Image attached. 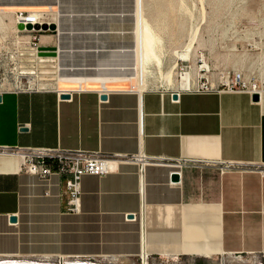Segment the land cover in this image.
<instances>
[{"label":"crops","instance_id":"obj_1","mask_svg":"<svg viewBox=\"0 0 264 264\" xmlns=\"http://www.w3.org/2000/svg\"><path fill=\"white\" fill-rule=\"evenodd\" d=\"M99 88L68 97L54 87L0 88V148L115 158L106 175L82 177L72 210L69 173L43 179L0 151V256L213 264L223 252L264 254V87L257 100L224 86L174 97L114 85L103 100Z\"/></svg>","mask_w":264,"mask_h":264},{"label":"rangeland","instance_id":"obj_2","mask_svg":"<svg viewBox=\"0 0 264 264\" xmlns=\"http://www.w3.org/2000/svg\"><path fill=\"white\" fill-rule=\"evenodd\" d=\"M23 1L0 0V7L15 12L33 5L27 9H41L45 22L52 24L58 18L65 46L56 40L59 31L39 32L38 44L58 51L56 58L42 60L36 47L24 50L22 42L17 44V35L24 33L13 27L8 31L0 28V88H59L58 80L66 76L78 81L124 75L142 81L143 89L176 90L188 70L194 84L199 79L226 83L228 72L229 81L237 77L246 82L256 80L264 87V0H33L17 4ZM88 28L96 32L84 33ZM45 32L54 34L55 39L42 44ZM234 57L242 59L244 65H235ZM168 70L174 71L173 84L166 81ZM131 83L110 85L129 88ZM97 87L99 84L87 88ZM49 257L59 260L55 255ZM252 257L257 256H244L243 260ZM81 258L111 264L144 261L141 256ZM148 262L179 264L166 258Z\"/></svg>","mask_w":264,"mask_h":264},{"label":"built area","instance_id":"obj_3","mask_svg":"<svg viewBox=\"0 0 264 264\" xmlns=\"http://www.w3.org/2000/svg\"><path fill=\"white\" fill-rule=\"evenodd\" d=\"M14 13V20L19 31L17 33L23 34L29 30V46L36 47L39 50L44 49L38 44L39 32L45 29H34V25L37 23H45L43 14L30 9H19ZM47 23V22H46ZM24 24V28H20L19 25ZM28 24H32V28H28ZM50 24V23H48ZM16 43V42H15ZM19 42H17L18 44ZM220 86L227 87L233 90H245L252 94H260L263 90V86L260 82L254 80L252 82H246L241 78H234L232 81H228L222 84H213L208 80L201 81L200 79L194 86L187 90L196 91H210ZM16 89H38L31 87L18 86ZM83 89H80L81 91ZM180 90L176 89L179 93ZM60 96L66 93L71 95V90L57 89ZM108 93V90H100V94ZM0 151L3 153H15L22 158L21 169L25 172H29L39 176L40 178H49L54 173H69L71 177L67 180V188L70 196V202L72 210L78 208L81 198V180L86 174L103 176L109 173L111 161L115 158L111 155L103 154L100 152H90L86 150H69L60 147L49 148V147H1ZM143 159V158H142ZM149 159V158H146ZM264 172V170H263ZM179 173V172H177ZM260 254L255 253H227L223 252L216 257L210 258L213 264H239L243 261L244 256H257ZM264 255V254H261ZM143 258V255H141ZM167 260L169 258H166ZM235 259V260H234ZM147 260H149L147 256ZM234 260V261H233Z\"/></svg>","mask_w":264,"mask_h":264},{"label":"bare ground","instance_id":"obj_4","mask_svg":"<svg viewBox=\"0 0 264 264\" xmlns=\"http://www.w3.org/2000/svg\"><path fill=\"white\" fill-rule=\"evenodd\" d=\"M9 1V0H8ZM33 0H25L23 2H19L17 4H31L33 3ZM2 2H0L1 4ZM8 3V2H7ZM9 6L12 5H16L14 3H8ZM8 6V7H9ZM13 7V6H12ZM31 7H33V5H31ZM30 5H26V8H31ZM41 9H36V12H41ZM11 12H13V10L6 9L4 7H0V28L2 30L8 31L9 29H11V27H13L15 30L19 31L18 26H16L15 24V20L13 19V17H11ZM57 13V12H56ZM8 19L10 21H8ZM53 23L57 24V29L56 31H59V34L57 35L56 40H58L62 46H65L64 40L62 39L63 37V25L61 23V21L57 18L55 20L52 21ZM35 29V27H34ZM29 32V30L27 31ZM48 32V31H47ZM96 31L88 28L87 31H85L84 33H94ZM99 32V31H97ZM105 32V31H102ZM46 33V32H45ZM29 33H24L23 35H17V39L16 42H22V46L25 47L24 50H27L29 48ZM55 39V35L54 34H41V38L40 41L41 43H47L50 42L52 40ZM20 44V45H21ZM43 48H45V46H42ZM96 51V50H95ZM186 55L190 58V54H188V52H186ZM37 56L40 57L42 60L44 59V57H48V58H56V56H58V51L54 50V49H43V50H39L37 51ZM205 55H202V58L204 59ZM234 63L235 65H240L243 66L244 65V61L242 59H240L239 57H234ZM167 74V78L166 81L168 84H173L175 81V78L172 77L174 71L173 70H168L166 72ZM72 77V76H71ZM70 76H66L65 78L59 79L58 80V87L60 89H73L74 87L77 86V88H74L76 90H80V89H87L88 86H96V84H99L100 90H110V87L113 85H110V83H121V82H125V81H130L132 82L130 84V87L128 89L132 90V89H137V90H142L143 89V82L142 81H137V79H133V77H129V76H118V77H113V78H103L102 76H95L92 77L90 79H81L78 81H75L74 79H72ZM236 77V75H235ZM230 79V75L228 74V72L226 73V80L229 81ZM234 79V78H233ZM194 84V80H193V76L192 73L188 70L187 72H185L182 75V79L180 80V88L183 89H190ZM68 85H70V87H67ZM75 91V90H74ZM94 91V90H93ZM97 91V90H96ZM16 256H20V257H16ZM8 255V256H2L0 257V264H111L105 262V261H94L92 259H83L79 256L74 257V256H60L59 260H55L50 258L49 256L43 257V258H34L32 257V255ZM21 256H25V257H21ZM31 256V257H30ZM82 256V255H81ZM144 261L143 264H149L148 260H147V256L143 255ZM255 259L254 257L250 258L249 260H253ZM113 261V260H111Z\"/></svg>","mask_w":264,"mask_h":264},{"label":"water","instance_id":"obj_5","mask_svg":"<svg viewBox=\"0 0 264 264\" xmlns=\"http://www.w3.org/2000/svg\"><path fill=\"white\" fill-rule=\"evenodd\" d=\"M19 27H20V28H24V24H20ZM27 27H28V28H32L33 25H32V24H28ZM34 27L37 28V29L42 28V29H45V30H47V29L56 30V29H57V26H56L55 23L48 24V23H46V22L43 23V24H39V23H37L36 25H34ZM69 95H70L69 93H66V94L63 95V97H68ZM177 95H178V93L175 92V93H174V97H177ZM107 96H108L107 93H103V94L101 95V99L104 100V99L107 98ZM258 97H259L258 94H254V96H253V98H254L255 100H257ZM178 179H179V174H178V173H174V174L172 175V180H173V181H177ZM11 220H12V221H15V220H16V217H15V216H12V217H11Z\"/></svg>","mask_w":264,"mask_h":264},{"label":"flooded vegetation","instance_id":"obj_6","mask_svg":"<svg viewBox=\"0 0 264 264\" xmlns=\"http://www.w3.org/2000/svg\"><path fill=\"white\" fill-rule=\"evenodd\" d=\"M253 260H243L240 261L239 264H264V260H260L261 258H264V255H257V257H254Z\"/></svg>","mask_w":264,"mask_h":264}]
</instances>
